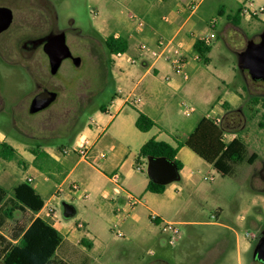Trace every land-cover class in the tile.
Here are the masks:
<instances>
[{
    "label": "rangeland",
    "instance_id": "1",
    "mask_svg": "<svg viewBox=\"0 0 264 264\" xmlns=\"http://www.w3.org/2000/svg\"><path fill=\"white\" fill-rule=\"evenodd\" d=\"M0 1L9 2L18 10L31 7L33 12L38 13V7L43 0ZM146 1L153 3L155 0ZM230 1L206 0L197 10L195 19L200 17L206 26L211 27L212 20L219 21L215 28L217 36L212 42V51L209 54L210 63L205 64L202 59L196 60L193 55L187 56L190 78L187 81L182 78L181 87L190 90L179 91L168 101V109L177 121L185 123L205 114L211 108L208 100L221 96L223 100L217 99L215 103L221 101L220 104L224 108L223 117L227 115L226 121L229 122L231 114L234 112L240 114L236 115V119H240L242 136L247 143L248 151L257 152L259 159L251 165L247 162L238 165L236 172L228 176L221 175L216 169L204 163L193 162L183 171L180 180L172 183L178 186L174 190L176 192L184 188V193H180V197L175 200H172L169 193L145 194L141 177L147 174L145 167L143 173L136 174L139 192L134 194L142 199L146 197V203L138 205L136 210H131L129 219L116 226L114 223L118 219L110 210L115 202L106 200L105 214L95 218L85 207L88 201L82 190L70 192L67 189L62 198L53 201L58 216L62 219L61 222L74 221L72 224L75 228L79 221L85 220L88 223L85 229H76L74 235L67 231L65 225L62 229L63 237L73 244L69 259L74 264H203L204 261L208 264H264L253 256L264 230V127L260 125V122L264 123L262 118L264 107L261 103L252 105L250 102L253 96H258L264 101V82L252 80L248 71H242L239 67V52L245 48L249 40L259 41L260 35L264 33V22L261 20L264 13L260 18L250 20L242 18L238 24L240 30L235 29L227 25L226 16L219 14L218 11L219 3L228 4ZM255 1V6L264 8V0ZM48 3L50 7L47 10L51 13V16L47 14L48 21H55L60 30H70L68 38L70 44L75 51L83 54L86 61L94 63V66L91 67L90 76L87 66L73 71L74 75L85 77L77 78L76 82L72 83L73 89H67L68 83L63 84L62 81L56 80L58 78L52 77L47 62L45 63L43 59L34 58L36 60L33 59L31 68L20 70H14L8 63L0 61V142H8L18 152L12 160L0 157V162H3L11 173L20 171V174L23 172L25 175V170L33 165L27 159L33 156L32 148L41 146L61 153L62 148H72L84 129L92 126L100 114L104 120L109 118L103 109L111 103L118 82L110 78L111 69H115L116 61L113 54L108 56L104 41L109 33L120 29L116 26L117 21L125 23L132 29L133 22L127 17L129 10L143 16L142 7H134L129 0H48ZM184 6L179 4L177 7ZM175 12L163 11L165 15H170L171 19ZM187 12L185 11V15ZM17 17L18 14L16 19ZM103 24L106 25V30H98ZM47 28H50V24ZM87 33L97 41L94 47L98 51L92 56L93 61L87 59ZM100 52H105L107 56L104 59L97 58L96 55ZM105 68L108 69L105 76L108 80L104 86L105 81L101 79L100 70ZM65 72L66 66L61 74ZM55 82L60 92L59 102L38 114L28 116L32 96L43 85L53 88ZM167 85L169 83L164 81L163 86ZM94 89L95 92H90ZM184 103L195 106L196 111L191 115H185L182 112ZM79 104L84 110L71 124L72 116ZM131 108L136 110L133 106ZM227 109L232 111L227 112ZM126 114L127 109L122 110L115 124L121 120L125 121L122 134H126L124 140L129 142L131 149L134 150V143L131 140L133 136L127 126L130 130L136 127ZM113 132L114 129L110 128L105 134L103 138L105 143H110ZM70 154L73 165L79 157L74 155V152ZM84 166H87L86 163L80 165ZM135 168H138V165H135ZM77 174L78 171L75 172V175ZM212 174L215 176L214 180H204V176ZM15 178L19 179V176ZM188 180H192L193 184L186 188ZM39 181L41 179L37 177L33 182L34 186L39 188ZM17 182V179L10 180L2 182V185L8 190L9 195H12L13 186ZM131 182L133 184L134 179H131ZM46 184L47 190L41 187L39 189L48 199L50 195L48 190H52L54 183L49 181ZM174 191L170 190L171 193ZM66 203L76 207V212L70 217L64 216ZM157 213L166 220L175 221L180 230L177 238L171 231H165L162 224L151 222L149 215ZM133 214L135 215L132 216ZM16 215L24 222L29 221L31 217L21 212H16ZM13 224V220H8L0 231L7 234ZM118 229L124 233L123 237L116 234ZM80 230L83 233L78 232ZM86 232L98 243L92 252L77 241L84 237Z\"/></svg>",
    "mask_w": 264,
    "mask_h": 264
},
{
    "label": "crops",
    "instance_id": "2",
    "mask_svg": "<svg viewBox=\"0 0 264 264\" xmlns=\"http://www.w3.org/2000/svg\"><path fill=\"white\" fill-rule=\"evenodd\" d=\"M129 1L134 7H142L143 16L139 15L135 11L129 10L127 12V17L132 20L130 18V13H136L144 20V26L140 28L138 26V23L132 20V29H129L127 25H125V23L117 21L118 23L116 24V26H118V28L120 29L113 33H109V35L126 37L129 41V46L124 56L116 60L115 69H111V78L118 82V87L111 99V103L109 105H106V108L104 107L103 110L105 114L109 115V118L107 120H104V118L101 116L102 114H100L97 121H95L92 126L86 127L82 132V134L86 135L93 142L90 157L81 158L78 153L74 152V155H77L79 159L75 164L71 165L73 163L72 159L70 158L72 154H70L71 152L65 153V148H62L60 150L61 153H57L55 151L44 148L62 166L61 173L52 171L53 177H51L47 173L40 171L34 165H31L27 170H25V175L22 174L23 172L20 174V171L11 173L9 172L8 167L3 164V162H0V185H2V182L10 180L13 181L17 179L18 182L13 186L14 188L20 182H23L26 179L30 178H32L33 184V182L38 177L39 180L41 179V181L38 182V184H40L39 186L43 190H47L48 185L46 183L49 181H52L54 183L52 190H48L50 194L48 199L45 198V196L39 189L40 187L38 188L34 186L45 201L43 208L38 213H36L34 217L40 216L45 218L44 213L46 206L48 204H53V201H57L62 198V195L66 192L67 189L70 191L69 185L73 182H76L79 184L78 190H82V193L85 194V197L88 201L85 207L91 216L95 218L102 217V215L105 214V210H107V204L105 203V201L110 200L112 202H115L110 210L112 211L116 219H118L114 223V226L126 222L130 217L131 210H136L138 205H145L146 203V197L142 199L141 197H138L134 194V192H139V188L136 186V183L138 182V176H136V174L143 173L145 167L147 170V174L145 176H141L143 179L144 191L145 194L151 192L147 191L146 189L149 179H151L148 174L149 157L141 158L140 164H137L136 162L137 156L143 144L151 137H155L158 140H165L173 145H176L178 141H186V139L189 137L191 132L195 129V127L203 117H215L223 119L222 113L224 108L220 104L221 101L219 100L220 102L215 103V100L217 99L223 100L221 96H218L216 98L208 100L211 108L205 114L201 115L198 118L185 121V123L177 121L172 112H170L168 109V101L171 98H174L179 91L182 90L187 92L190 90L188 88L182 89L181 87V79L183 78L187 81L189 80L190 75L188 79H185L180 73H175L167 62L158 60L157 62L153 63L147 57L141 56L136 49V46L139 42L146 43L150 46H155L157 38L162 35L168 39L173 40L171 46L172 48L182 46L186 50L189 57L193 55V58L198 60V55L193 51V45L195 41L205 35H209L212 33L217 36V34L215 33V28L217 22H219L216 19L215 24L211 25L210 27L206 26V24L202 21V19H200V17H197L195 19L197 10L200 9V7L205 3L206 0H195L198 4L197 9L192 13L188 11L187 15H185V11L176 13L174 10L176 8H179L177 7L179 6V4L186 5L188 3L195 2L194 0H155L153 3H150L146 0ZM247 2H253L254 5H256L255 0H231L228 4L222 2L218 4V6H220L218 7V11L222 10L221 14H223V16H226L228 20V26H233V28L240 30L239 25H235L231 21L230 17H233L238 10H242L244 4ZM225 8H227V10ZM164 10L165 12L167 10L175 12L174 17L171 19V21L165 22L162 20V17L165 15V13H163ZM263 13L256 16V18H260ZM239 15L241 19L244 18L245 20L255 18L242 13ZM261 20L264 22V18H261ZM98 30H106V25L103 24L100 28H98ZM129 56L135 58L137 62H129L127 59ZM167 75H170L172 79L167 80L165 78ZM164 81H167L169 85L163 86ZM119 88H122V95L118 94ZM132 95L139 98L140 101H131L130 99ZM131 106L135 107L136 110L132 109ZM124 109H127L126 115H129L131 123H133L134 127H136V120L140 111L151 117L157 124L147 132L140 131L137 127L131 128L130 130V128L127 126L129 131L131 132V135L133 136V139L131 140L134 143V150L131 149L129 142L124 140V136H126V134H122V128L124 127L125 121L121 120L120 122H117L115 124L118 114H120V112ZM110 128H113L114 132L113 134H111L110 143L108 144L104 142L103 138ZM227 133H229L230 135ZM224 135L227 137L226 140L230 141L235 137L236 134L225 132ZM27 159H29L33 163L34 156ZM176 159L182 163V168L178 170L179 177L165 184V191L159 193L161 195L169 193L172 200H175V198H179L180 193H184V188H182L179 192L174 191L178 186L172 183L180 180L183 171H185L191 163H204V165L206 164L209 167H213L212 164L203 160L199 155H197L191 148L186 145H183L179 148ZM82 163H86L87 166L80 167ZM135 165H138V168H135ZM76 171H78L77 175H75ZM62 173L64 174L63 176H61ZM114 173H119V182L117 185L118 187H116V184L111 180V176ZM17 175L19 176V179L15 178V176ZM131 179H134L133 184L131 182ZM204 180H206L205 176ZM186 183L187 184L185 187L187 188V186L193 184V181L188 180ZM59 186H62V189L60 191L58 189ZM115 188H118L119 192L115 191ZM197 188L198 187H196V189ZM169 189L174 192L171 193ZM129 194H132L133 196L138 198V202L134 205L133 208H131L128 203ZM120 200L122 202L119 203ZM74 208L76 212V207L74 206ZM124 208L127 210H125ZM26 214L32 216L30 212H26ZM56 214L58 216V213ZM134 215L135 214H133L132 216ZM149 217L151 222L162 224V227L167 222H175L164 219L158 213L150 214ZM16 219L18 220V224H22L24 221L22 219H19V216L17 215ZM48 220H50L52 225L58 231H60L61 234L62 229L65 226L67 231L72 235H74L76 229H78L75 228L72 224L74 223V221H63L61 224H56L53 222V219ZM60 220L62 221V219ZM81 222H83V224L86 223L81 228L85 229L88 223L85 220H82ZM78 232L83 233L81 230ZM0 233L10 239V237L3 231H0ZM84 235V237H86L87 239H91L90 241L92 243V247L89 248L91 249L90 252L94 251L98 245L95 238L88 232L84 233ZM82 238L83 237H81L77 241H80V243H82ZM75 244L77 245L76 242ZM72 247L73 244L69 243L66 238L63 237V242L59 246L57 254L65 261L74 264L69 259ZM0 262L1 264H4L1 257ZM203 264L208 263L204 261Z\"/></svg>",
    "mask_w": 264,
    "mask_h": 264
},
{
    "label": "trees",
    "instance_id": "3",
    "mask_svg": "<svg viewBox=\"0 0 264 264\" xmlns=\"http://www.w3.org/2000/svg\"><path fill=\"white\" fill-rule=\"evenodd\" d=\"M222 10H219V14ZM242 10H238L231 21L238 25ZM104 45L108 56L117 52H126L129 41L126 37L118 38L109 35L105 38ZM212 50V45H206L199 38L193 45V51L202 59L205 64L210 63L208 54ZM264 82V81H263ZM252 105L264 101L258 96L250 99ZM104 110V109H103ZM232 111L227 109V112ZM229 115V114H228ZM238 112L231 114V120L226 121L225 115L220 123L209 117H203L195 129L191 132L185 142L178 141L173 145L165 140H158L151 137L141 147L136 162L140 164L141 158L147 157H167L173 161L178 169L182 168V163L176 159V155L181 146L186 145L191 148L203 160L213 165V167L223 176L233 175L236 167L244 162L253 164L259 157L257 152L249 153L248 146L242 136L240 119H236ZM264 119V114L262 115ZM156 122L143 112H139L136 120V127L143 132H147L155 127ZM261 127L264 123L260 122ZM233 132L235 137L227 141L224 133ZM34 156L33 165L40 171L53 177L52 171L62 172V166L41 146L31 149ZM18 155L17 150L8 142H0V157L8 160L14 159ZM64 174L62 173L61 176ZM165 184H160L149 179L147 191L162 193L165 191ZM43 197L35 189L32 181L26 179L13 188L12 195L8 190L0 185V228L8 220H13L14 224L7 232L10 237L0 233V257L4 264H72L65 261L57 254L59 246L63 242V235L48 220L40 216L34 217L44 206ZM16 212H30L32 216L29 221L18 224ZM16 241V242H13ZM84 246L91 248L92 243L86 237L81 239Z\"/></svg>",
    "mask_w": 264,
    "mask_h": 264
},
{
    "label": "flooded vegetation",
    "instance_id": "4",
    "mask_svg": "<svg viewBox=\"0 0 264 264\" xmlns=\"http://www.w3.org/2000/svg\"><path fill=\"white\" fill-rule=\"evenodd\" d=\"M49 7L50 6L48 0H43L38 7L39 11L37 13V12H33L31 10V7L29 9L25 8V10L23 9L18 10L13 4L5 1H0V61L3 60L4 63H8L9 66L14 70H20L22 68H28V69L31 68V66L34 63V60H36L34 58L38 57L37 59H43L45 63L47 62V67L52 77L58 78L56 80L62 81L63 84L64 82L65 83L67 82L68 83L67 89L68 88L73 89L74 85L72 86V83H75L77 78L79 79L81 77H85L84 75L76 76V74L74 75L73 71H77L80 68L87 66L89 69L88 76H90V74L92 73L91 67L94 66V63L92 62L89 63V61H86V58L83 56V54H81L78 51H75V49L72 47V45L68 40L70 36L69 34L70 30H60L57 28L55 21L54 22L53 20L48 21L47 14L51 16V13L47 10L49 9ZM51 10L53 15V9ZM17 14L18 17L16 19ZM49 24H50V28H47ZM61 32L66 33V43L69 46L71 56L63 59L57 72L52 73L50 58L48 53L45 51V45L48 43L50 37L56 36ZM87 37H88L87 59L93 61L94 59H92V56H94L98 51V49L94 47L95 45H97L96 44L97 41L95 38H93L90 35V33L88 34ZM105 56H107L105 52L104 53L100 52L96 55L97 58L101 57L102 59H104ZM77 57L80 58L79 65H76L75 63V58ZM65 66H66V72L61 74L62 69ZM107 71H108L107 68H105L104 70L102 69L100 70L102 74L101 79L103 82L105 81L104 86L108 80V79L106 80L105 77ZM43 89H49L51 91H55L57 93V97L47 108L40 110L36 113H31L30 106L32 99L37 93H39ZM90 92H95V89ZM37 93L34 94V96H32L31 98L28 109L29 112L28 116L38 114L51 107L53 104L59 102L60 92L58 90L56 82L54 83L53 88L48 87L47 85H43L38 90ZM80 104L77 106L75 113L72 116L71 124L75 122L79 114L84 110L81 109Z\"/></svg>",
    "mask_w": 264,
    "mask_h": 264
},
{
    "label": "built area",
    "instance_id": "5",
    "mask_svg": "<svg viewBox=\"0 0 264 264\" xmlns=\"http://www.w3.org/2000/svg\"><path fill=\"white\" fill-rule=\"evenodd\" d=\"M198 7V4L196 2H191L186 4L184 7H179L176 9V13H180L183 11H189L190 13L194 12ZM264 8L263 7H257L254 5L253 2H247L244 4L242 8V14H245L250 17H256L259 14L263 13ZM130 18L138 23V26L142 28L144 26V20L137 15L136 13H130ZM162 20L165 22L171 21L170 15H164L162 17ZM211 24H215V20L211 21ZM114 37L118 38V35H114ZM216 38V35L214 33L205 35L201 37L200 39L205 43L206 45H212L213 40ZM172 39H168L165 36H159L157 38V42L155 46H150L146 43L139 42L136 46V49L138 53L141 56L147 57L150 59L153 63L157 62L158 60H163L167 62L170 67L174 70L175 73H180L185 79L189 78V72L187 70V52L182 46H177L175 48H172ZM125 52H117L113 53L115 61L122 56H124ZM129 62L136 63L137 60L133 57L127 58ZM167 80H171V76L167 75L165 77ZM118 94L122 95V88L118 89ZM131 101L133 102H139L140 99L131 96ZM182 112L185 115H191L193 112L196 111L195 106L189 105L187 103L182 104ZM211 118V117H209ZM212 120H214L217 123H220L222 121L221 118H215L212 117ZM225 136V135H224ZM227 139V137L225 136ZM93 146V142L90 138H88L86 135L82 134L80 135L78 141L72 148L65 149L64 152H76L81 158H89L90 152ZM103 156V155H101ZM206 180L212 181L214 180V175L211 176H205ZM32 181V178L29 179ZM111 180L116 184V187H118L119 182V173H114L111 176ZM59 191L62 189V186H59ZM70 191H77L79 189V184L76 182H73L69 185ZM115 191L119 192L118 188H115ZM138 202V198L133 196L132 194L128 195V203L131 208L134 207V205ZM57 209L54 204H48L45 209L44 217L47 219H53V222L56 224H61L60 218L57 216ZM125 217V215H124ZM84 226L83 222L79 221L76 225V228H82ZM163 229L165 231H171L173 236L177 238L180 234L179 228L176 226L175 222H167L164 224ZM116 234L120 237L124 236V233L121 230H117Z\"/></svg>",
    "mask_w": 264,
    "mask_h": 264
},
{
    "label": "water",
    "instance_id": "6",
    "mask_svg": "<svg viewBox=\"0 0 264 264\" xmlns=\"http://www.w3.org/2000/svg\"><path fill=\"white\" fill-rule=\"evenodd\" d=\"M51 63V72L56 73L62 60L71 56L69 46L66 43V33L50 37L45 45ZM80 58H75L76 65H79ZM239 67L242 71H248L254 81H264V33L260 40H249L244 49L239 52ZM57 97L55 91L43 89L32 99L30 112L36 113L47 108ZM177 165L167 157H149L148 174L157 183L167 184L179 177ZM75 213L72 204L66 203L64 216L70 217ZM253 256L264 263V230L256 244Z\"/></svg>",
    "mask_w": 264,
    "mask_h": 264
}]
</instances>
